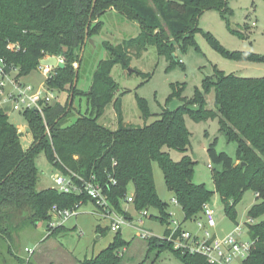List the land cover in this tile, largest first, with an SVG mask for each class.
<instances>
[{
	"label": "trees",
	"instance_id": "obj_1",
	"mask_svg": "<svg viewBox=\"0 0 264 264\" xmlns=\"http://www.w3.org/2000/svg\"><path fill=\"white\" fill-rule=\"evenodd\" d=\"M228 1L0 0V59L18 68L22 77L37 69L45 57L62 58L65 67L56 68L46 80V86L58 94L69 92L66 103L55 102L45 108V120L34 110L23 114L34 138L27 149L22 145L18 128L0 108V245H7L14 234L24 229L20 227L23 224L45 223L50 230L55 206L79 209L92 202L99 209L87 193L63 194L52 187L38 189L40 175L36 160L44 153L57 171L65 175L75 173L99 184L110 210L126 219L132 218L123 207L132 185L134 208L137 211L155 208L161 214V222L167 226L171 224L168 205L160 199L156 189L154 162L159 163L166 186L181 207L185 221L196 222L202 218L205 206L215 194L221 198L226 215L234 219L237 204L247 191H253L257 203L248 212L253 223L246 225L255 245L243 264H264V220L254 222L264 218V78L228 75L215 67L214 76L204 80L202 89L197 88L193 98H183V88L173 87L157 120L135 126L125 124L117 109L119 84L112 76L116 66L128 69L132 58H141L150 47H155L160 56H166L171 66L182 64L174 57L178 50L176 45L182 51L196 45L195 34L201 31L199 19L206 11H219L230 31L245 38L241 31L231 26L233 12L228 8ZM110 10L138 23L140 32L135 38L117 45L104 42L102 46L108 57L98 62L89 90L79 89L78 82L90 60L89 42L103 30L102 17ZM209 39L230 60L264 61L257 55L230 53L212 37ZM12 44L19 48L11 51L8 46ZM212 90L215 109L210 110L207 109V95ZM77 97L86 99L85 112L75 109ZM176 98L183 103L175 109L169 108ZM113 104L119 119L115 130L99 122ZM138 104L143 118L149 119L151 114L146 101L139 99ZM74 115L76 118L72 120ZM186 116L196 122L218 119L220 132L228 142L237 144L235 157L217 151V140L208 147L213 163L214 191L205 184L194 183L196 162L186 155L191 143ZM165 147L185 155L180 161H174ZM6 210L14 211L11 218ZM66 230L64 225L60 226L52 230L48 238ZM147 241V258L156 251L158 257L168 248L183 264H208L200 255L176 251L163 238L154 236ZM130 244L118 231L107 250L93 260L78 264H122L121 252ZM8 253L15 258L16 264L33 263L31 258L15 255L10 247ZM3 257L0 250V259Z\"/></svg>",
	"mask_w": 264,
	"mask_h": 264
},
{
	"label": "rangeland",
	"instance_id": "obj_2",
	"mask_svg": "<svg viewBox=\"0 0 264 264\" xmlns=\"http://www.w3.org/2000/svg\"><path fill=\"white\" fill-rule=\"evenodd\" d=\"M228 8L233 12L230 17L232 28L241 31L245 38H241L230 31L228 23L222 18L219 11H206L199 19L201 31L195 34L196 45L190 46L186 51L180 50L179 45H176L178 50L174 57L182 64L171 66V61L166 56H160L155 47H150L141 58L133 57L128 69L125 70L121 66L114 68L112 76L119 84V92L116 97L120 98V103L117 109L121 112L125 124L144 126L157 120L162 109L166 107L173 87L183 88V98H193L196 89H202L204 80L214 76L215 67L228 75L264 78V61L230 60L209 39L212 37L230 53H248L264 58V0H229ZM102 21L104 22L103 30L89 42L90 52L94 53L88 54L90 60L88 64L86 63L87 66L84 67L86 71L78 82L79 89L89 90L92 73L98 62L108 57L107 51L102 46L104 42L108 41L117 45L125 39L135 38L138 34L137 30H140L134 22L121 15L114 14L112 16L107 13L102 17ZM46 80L47 77L44 76L40 67L21 77V82L36 89ZM11 88L8 86L9 90ZM124 91L126 93L122 94ZM68 97L69 92L60 93L58 102L66 103ZM139 99H144L148 106L151 115L147 120L142 116L138 104ZM182 103V100L176 98L168 107L175 109ZM214 103L215 92L212 90L207 95V109H215ZM74 107L85 112L87 109L86 99L77 97L74 101ZM3 109L9 117V121L21 132L22 145L25 148L30 147L34 143V138L28 130L24 116L13 112L11 104L5 105ZM75 115L72 120L76 118ZM44 118L46 119V114ZM118 120V114L113 104L106 109L99 122L105 127L115 130L118 127ZM185 120L191 133V143L186 155H189L196 162L194 183L205 184L214 191L215 185L211 168L213 163L207 152L208 147L217 140V151L226 152L231 157H235L237 144L228 142L220 132L218 119L196 122L186 116ZM46 133L50 136L49 128H47ZM164 150L170 153L174 161H180L185 155L166 147ZM36 163L40 175L38 189L51 188L53 186L52 177L59 171L50 164L44 153L38 156ZM153 174L158 196L168 205V213L173 214L170 220L184 223V228L193 234H202L196 222L185 221L181 207L173 202L174 196L166 186L164 173L158 162L153 163ZM133 192L134 187L131 185L129 196H132ZM256 203V194L251 190L247 191L237 204L236 216L232 219L226 215L224 204L219 195L215 194L208 204L214 211V218L217 223L216 228L210 230L211 234L218 239H224L239 226L247 234L248 212ZM130 205L134 209V217L127 219L128 221L122 226L121 233L124 240L131 244L121 252L122 264H143L145 261V264H183L168 248L164 249L158 257H156L158 254L156 251L147 258L148 241L140 238L141 230L149 231L157 238H163L168 227L171 226L170 228H172V225H164L159 219L161 215L159 210L155 208L149 209V217L146 218L141 216V211H137L133 204ZM13 213L14 211L6 210V214L10 218ZM127 213L129 214V212ZM111 218H114V215L110 218L100 216L96 206L89 202L80 207L77 215L65 223L64 226L67 230L56 236L48 238L49 233L45 223H40L37 226H24L23 224L20 227H24V229L18 234H14L7 245H0V250L4 254V257L0 259V264H16L15 258L8 253V247L15 255L24 259L29 258L26 249H33L34 253L30 257L32 264H76L79 261L93 260L114 242L116 232L111 230L113 223ZM261 220L264 218L254 222ZM201 221L205 224L206 218L202 216Z\"/></svg>",
	"mask_w": 264,
	"mask_h": 264
},
{
	"label": "built area",
	"instance_id": "obj_3",
	"mask_svg": "<svg viewBox=\"0 0 264 264\" xmlns=\"http://www.w3.org/2000/svg\"><path fill=\"white\" fill-rule=\"evenodd\" d=\"M11 51L17 50L19 47L15 44L9 45ZM49 57V56H48ZM48 57L40 60V69L44 76L51 77L54 70L58 67H50L42 65V61ZM58 61L64 63L62 58L56 57ZM8 86L12 88L9 90ZM59 94L49 90L45 83L41 84L37 89L31 85H26L21 82L18 68L9 65L4 59H0V108L11 104L13 112L24 114L26 111H37L45 120V108L55 102H58ZM4 110V109H3ZM209 167H211L209 165ZM212 168V167H211ZM80 182L77 183L75 180ZM53 186L58 192L63 194H82L87 193L94 201L98 209V214L102 217L111 218L113 221L111 230L118 232L122 230V226L128 221L123 215L110 210L107 198L102 192L99 184L93 181H87L77 174L72 173L65 175L61 172L56 173L52 177ZM173 202L179 206L176 200ZM127 204L134 203V197L129 196L126 200ZM78 208L76 209H59L55 206L52 210V221L49 225V235L52 230L65 225V223L76 216ZM142 217H149V210L141 211ZM173 216V214H171ZM203 216L206 218V223L203 224L201 218L196 221L200 233L193 234L181 227L182 223L178 221H171L172 228L168 227V233L163 237L172 247L182 254L200 255L204 257L208 264H243L249 257L255 241H253L249 233L245 234L242 227H237L231 234L224 239L214 237L210 230L216 228L217 223L214 218V211L210 205L205 206ZM141 222V221H139ZM248 222L253 223L252 220ZM140 238L148 240L154 237L149 231L141 230ZM29 258L33 255V249H26Z\"/></svg>",
	"mask_w": 264,
	"mask_h": 264
},
{
	"label": "water",
	"instance_id": "obj_4",
	"mask_svg": "<svg viewBox=\"0 0 264 264\" xmlns=\"http://www.w3.org/2000/svg\"><path fill=\"white\" fill-rule=\"evenodd\" d=\"M85 47L83 49L82 54L84 53ZM42 65H46V66H50V67H59V68H64L65 65L64 63L58 61V59L54 56L48 57L47 59L42 61ZM78 64H77V68H78ZM77 85V78L75 79V86ZM73 100V95L71 96V101L70 104L72 105V101Z\"/></svg>",
	"mask_w": 264,
	"mask_h": 264
},
{
	"label": "crops",
	"instance_id": "obj_5",
	"mask_svg": "<svg viewBox=\"0 0 264 264\" xmlns=\"http://www.w3.org/2000/svg\"><path fill=\"white\" fill-rule=\"evenodd\" d=\"M110 15H119V14H117L114 10H110L109 12H108ZM112 19H114L113 17H111ZM135 23V22H134ZM138 27H139V24L138 23H135ZM140 29V28H139ZM139 31L140 30H137V33L139 34ZM138 34H137V36H138ZM88 54H92V53H94V52H90V47H88V52H87ZM64 104V103H63ZM18 128V127H17ZM19 130V129H18ZM21 130V129H20ZM21 133V132H20ZM29 136V135H28ZM32 136V135H31ZM27 138V137H26ZM27 140V139H26ZM23 144V143H22ZM24 147V146H23ZM29 148V147H28ZM24 149H27V148H25L24 147ZM133 196V195H132ZM126 204V205H125ZM123 207H124V209L127 211V212H129V214L132 216V218L134 217L133 215H134V209H133V207H132V205H130V204H127V203H124V205H123ZM21 257V256H20ZM23 258V257H22ZM70 261H72V259H70ZM78 263V262H77ZM76 263V264H77ZM40 264V263H39Z\"/></svg>",
	"mask_w": 264,
	"mask_h": 264
}]
</instances>
